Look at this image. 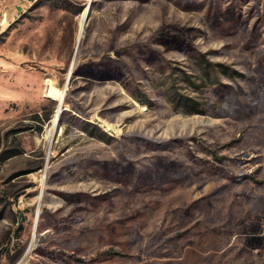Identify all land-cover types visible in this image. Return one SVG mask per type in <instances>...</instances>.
Instances as JSON below:
<instances>
[{
  "label": "rangeland",
  "instance_id": "1",
  "mask_svg": "<svg viewBox=\"0 0 264 264\" xmlns=\"http://www.w3.org/2000/svg\"><path fill=\"white\" fill-rule=\"evenodd\" d=\"M237 2L0 0V264H264V0Z\"/></svg>",
  "mask_w": 264,
  "mask_h": 264
},
{
  "label": "bare ground",
  "instance_id": "2",
  "mask_svg": "<svg viewBox=\"0 0 264 264\" xmlns=\"http://www.w3.org/2000/svg\"><path fill=\"white\" fill-rule=\"evenodd\" d=\"M84 12H85V9L83 10V12L81 13L80 15V19H79V28H80V25H81V22L83 21V17H84ZM79 33H80V30H79ZM79 36V35H78ZM70 71V70H69ZM51 88V87H50ZM49 88V90H50ZM66 88V87H65ZM65 88H59V89H54L52 88L51 89V93L48 94V96H50L51 98L55 99L57 101V108H56V111H55V117L56 115L58 114V111L60 109V106L62 105V102H63V98L65 96ZM49 92V91H48ZM63 106V105H62ZM55 117L52 119V125L50 126V129H48L49 131L47 132V135L49 136L53 130V124L55 122Z\"/></svg>",
  "mask_w": 264,
  "mask_h": 264
},
{
  "label": "built area",
  "instance_id": "3",
  "mask_svg": "<svg viewBox=\"0 0 264 264\" xmlns=\"http://www.w3.org/2000/svg\"><path fill=\"white\" fill-rule=\"evenodd\" d=\"M6 16V8H0V25L4 22Z\"/></svg>",
  "mask_w": 264,
  "mask_h": 264
},
{
  "label": "trees",
  "instance_id": "4",
  "mask_svg": "<svg viewBox=\"0 0 264 264\" xmlns=\"http://www.w3.org/2000/svg\"><path fill=\"white\" fill-rule=\"evenodd\" d=\"M234 3H236V5H237L238 4L237 0H234ZM239 176H241V175H239ZM237 179H239V178H237Z\"/></svg>",
  "mask_w": 264,
  "mask_h": 264
},
{
  "label": "water",
  "instance_id": "5",
  "mask_svg": "<svg viewBox=\"0 0 264 264\" xmlns=\"http://www.w3.org/2000/svg\"><path fill=\"white\" fill-rule=\"evenodd\" d=\"M79 37V36H78ZM79 38H77V41H78Z\"/></svg>",
  "mask_w": 264,
  "mask_h": 264
}]
</instances>
